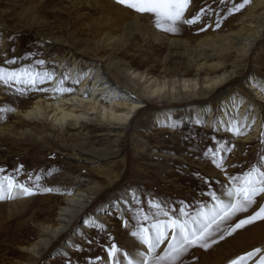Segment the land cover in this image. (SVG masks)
Instances as JSON below:
<instances>
[{
	"label": "rangeland",
	"instance_id": "obj_1",
	"mask_svg": "<svg viewBox=\"0 0 264 264\" xmlns=\"http://www.w3.org/2000/svg\"><path fill=\"white\" fill-rule=\"evenodd\" d=\"M254 1L258 0H249L242 9L233 11V6L243 0H191L186 18L200 13L201 8L206 14H201L194 25H180L179 32L172 34L157 29L148 16L118 5L115 0H0V67L33 66V70L53 72L61 80L68 69H61L59 59L71 65L74 56L81 57L85 62L79 63L81 73L100 62L113 82L143 104L132 116L128 128L111 131L89 122L79 128L70 124L54 131L46 122L42 124L13 114L16 108L25 110L31 106L39 96L43 104L47 100L53 102L55 99L49 97L48 91L29 90L19 95L15 92L16 85L0 83V169L4 170L0 176H11L35 192L26 196L28 210L22 219L8 218L9 213L0 211V264H32L33 261L35 264H89V261L99 264L104 260L112 264L108 256L112 244L119 248L117 260L122 259L125 251L135 258L141 249L134 246L130 233L136 230L138 220L145 214L162 218L157 216V204L170 215L179 214L181 204L186 211L194 212L198 202H210V197L201 195L209 191V185L219 191L228 177L242 175L253 165L264 166V160L260 159L264 156L261 134L255 138L233 137L218 129L215 122L206 123L210 110L216 120V112L224 100L235 99L240 94L253 98L246 93L245 76L255 78L264 91V27L243 57L232 45L222 47L224 44L215 39L233 33L242 37L254 33V28L242 20ZM262 9L259 6L254 13ZM206 25L207 29L200 31ZM210 38L213 41H207ZM14 58L15 63L5 64V60ZM38 59H43L45 65H35ZM198 68H202L201 76L208 70L212 74L228 70L233 75L228 83L209 91L207 97L204 92L194 94L191 90L146 96L139 91L140 84L129 79L128 71L136 70L163 80L195 77ZM72 80L71 77L64 80L65 87L74 89L77 84ZM47 85L46 81L39 87L47 88ZM203 109L200 115L198 111ZM253 110L249 101L245 114ZM260 111L264 114V104ZM160 114H170L175 127L158 120ZM245 129L251 134L250 129ZM229 139L230 146L235 147L226 154L221 170L204 152L218 141ZM73 148L102 159L96 163L74 160L71 156L77 151ZM75 186L98 190L97 198L83 215L89 216L94 208L105 205L109 222L102 228L91 227L89 232L79 230V224L73 225L44 254L33 257L24 247L37 240L44 225L55 220L65 196ZM44 188L52 191L45 192ZM130 189L134 191V199L127 208L121 214L109 212L110 207L117 208V200ZM260 203L264 200L258 198L253 208L238 214L230 223L251 215ZM263 222L246 225L207 250L198 247L190 250L184 258L185 264H199L205 259L209 262L214 256L219 257L216 264H229L232 259L261 248L260 253L246 261V264H256L260 255H264V233L259 235L253 231ZM73 233L79 234L80 239H74ZM65 244L70 248L65 249ZM220 248L224 253L219 252Z\"/></svg>",
	"mask_w": 264,
	"mask_h": 264
},
{
	"label": "bare ground",
	"instance_id": "obj_2",
	"mask_svg": "<svg viewBox=\"0 0 264 264\" xmlns=\"http://www.w3.org/2000/svg\"><path fill=\"white\" fill-rule=\"evenodd\" d=\"M259 6H263V9L257 14L254 13L255 9ZM248 10V13L244 18H242V20L246 21L252 28H254V33L250 32L246 37H242V35H238L237 33H233L232 36L227 35L220 38L215 37V39L224 44L222 47L227 46L229 48L231 45L235 47L241 57L245 56V54L249 52L250 48L255 44L257 37L261 35L264 27V0L254 1V4L250 6ZM207 41H213V39L210 38ZM207 41H205V43H208ZM74 58L76 61L73 59L71 65H65L62 59H59L58 64L61 66V69H68L66 74L68 78H79V83H76L77 86L74 88L73 92L64 94L53 93L51 90L57 87L60 81L59 76H54L53 80L47 81V89H49L47 94L49 97L55 99L53 102L48 103L47 100L45 104H43L44 102L41 101L43 99L39 96L31 106H28L25 110L16 108L13 110V114L16 116L20 115L24 119L37 121L42 124L46 122L49 124L50 129L54 131L60 130L61 128L63 129L64 126L66 127L70 124L77 125L79 128L81 125H85L89 122H96V125L106 127L111 131L128 128L129 122L134 113L143 107L141 101L135 97V95L126 92L113 82L107 70L102 67L100 62L94 63V67H91L85 73H81L79 63L83 62V60H80L81 57L78 59L74 56ZM217 65L218 66L216 67H220V64ZM198 69L197 76L195 77H176L163 80L136 70L128 71L129 79H135L140 84V86H138L139 91H142L146 96L161 94L173 95L176 91L180 94L181 91L185 92L191 90L194 94L204 92L203 95L207 97L209 91H212L215 88L217 89L220 85L222 86V84H226V82L228 83L233 75V71L221 70L219 73H215L214 71L212 74L209 73L208 70L203 76H201L200 73H202V68ZM243 80L247 83L245 88L246 93L253 95V98H251L252 96H248L249 98H246V96H242L240 94L239 97L235 99L232 98L233 100H224L216 112V120L212 118V111L210 110L206 123L213 121L216 123L218 129H224L226 131L227 121L235 119L241 123L251 124L252 118L255 117V124L250 128L251 134H248L247 130L243 129L245 134L240 135L248 136V138L254 136L253 138H255L261 134L262 129H264V124L261 122L262 112L260 111V107L264 104V91L260 88L261 86L258 85V82L256 83L255 78L252 79L250 76H245ZM64 86H66V84ZM220 95L221 93L218 97H220ZM1 98L2 96H0V99ZM249 101L252 102L254 110L252 113L248 114L246 112L245 114L246 105ZM257 102H259V104ZM239 104L242 105L240 108L237 107ZM48 105H52L53 107L49 108ZM194 110L197 111L196 109ZM204 111L205 109L198 112H200L201 115ZM199 117L197 120L200 119ZM158 120H164L165 122L172 124L173 117H170V114L165 116L164 114H160L158 116ZM64 147V150H67V146ZM73 150L77 152H74L71 158L82 163H96L102 159L92 158L90 153H87L79 148H73ZM97 191V189H81L76 186L70 189L68 195L65 196L64 204L59 207L55 220H52V223L44 225L39 230L37 240L29 246L27 245L24 247L26 252L32 254L33 257L39 258L49 247H51L58 237L63 235L73 225L76 226L79 224V230L89 232L91 227H99L100 225H105L109 222L108 215L104 212L105 205L94 208L93 212L89 216L83 215L89 205L97 198ZM133 199L134 191L132 189L127 190L124 193V197L120 196L117 200V208L114 210L113 207H110L109 212L115 211L118 213L119 211V214H121L122 210L127 208L128 204ZM139 204H141V200L139 201ZM27 208L28 204L26 196H17L10 200L5 199L3 203H0V211L3 213H9L8 218L22 219V217L27 213ZM7 231L9 230L7 229ZM253 232H257L259 235L264 233V224L261 225L260 228L255 229ZM256 236H258V234ZM72 237L76 240L80 239L79 234L73 233ZM246 242H248V240ZM64 248L69 249L70 246L65 244ZM35 262L33 261L32 264H35ZM99 264L109 263L107 260H104L99 262Z\"/></svg>",
	"mask_w": 264,
	"mask_h": 264
},
{
	"label": "snow or ice",
	"instance_id": "obj_3",
	"mask_svg": "<svg viewBox=\"0 0 264 264\" xmlns=\"http://www.w3.org/2000/svg\"><path fill=\"white\" fill-rule=\"evenodd\" d=\"M115 3L134 10L137 14L148 16L157 29L172 34L179 32L180 25H194L201 19V14H206L205 9L201 8L200 13L186 18L191 0H115ZM248 3L249 0H243L242 3L234 5L232 10L239 11ZM207 27L206 25L200 31L206 30ZM216 27H220L219 20L216 22ZM15 59L5 60V64H13ZM43 64H45L43 59L35 61V65ZM54 76L53 72L35 71L33 66L19 69L0 67V83L6 86L16 85L15 92L19 95H25L29 90L49 91L39 85L53 80ZM67 79L68 77L64 76L58 86L51 91L58 94L73 92V88L64 86V80ZM72 83H79V78L73 79ZM261 122L264 124V114L261 115ZM254 124L255 117L252 118L251 124L233 119L226 122V131L233 136H240L245 134L243 129H250ZM170 126L175 127V124ZM213 139L216 140V137ZM260 140L264 143V129H262ZM230 143V139L218 141L204 152V156L210 155L211 163L223 170L226 154L235 147L230 146ZM260 159L264 160V156ZM3 171L0 169V173ZM36 180L39 181L40 177L37 176ZM43 191L50 192L52 189L44 188ZM33 194H35L34 189L25 183H17L11 176H0V200ZM201 195L210 197V202H198L194 212L186 211L181 204L179 214L172 212L170 215L162 205L157 204V216L162 218H151L145 214L138 220L136 230L130 233L134 246L141 250L136 253L135 258L129 251H125L122 259L117 260L119 248L116 244H112L108 251L112 264H185L184 258L190 250L197 247L207 250L218 240H224L238 229L256 221H264V203H260L258 209L251 215L230 223L238 214L247 213L253 208L258 203V198L264 200V166L253 165L242 175L228 177V181L221 184L219 191L213 190L209 185V191ZM100 227L102 228L103 225ZM261 251V248H256L232 259L229 264H246L247 260ZM96 259L100 260L99 257ZM89 264L92 262L89 261ZM256 264H264V255H260Z\"/></svg>",
	"mask_w": 264,
	"mask_h": 264
},
{
	"label": "crops",
	"instance_id": "obj_4",
	"mask_svg": "<svg viewBox=\"0 0 264 264\" xmlns=\"http://www.w3.org/2000/svg\"><path fill=\"white\" fill-rule=\"evenodd\" d=\"M223 251V249H219V252H222ZM223 253H224V251H223ZM204 254V253H203ZM209 255V254H208ZM208 255H206V256H208ZM206 256H204V258L206 257ZM213 257V256H212ZM219 257L218 256H214V259H212V261H206V259L204 260V261H202L201 263H199V264H216L219 260Z\"/></svg>",
	"mask_w": 264,
	"mask_h": 264
}]
</instances>
